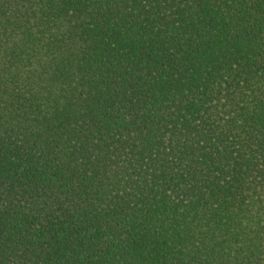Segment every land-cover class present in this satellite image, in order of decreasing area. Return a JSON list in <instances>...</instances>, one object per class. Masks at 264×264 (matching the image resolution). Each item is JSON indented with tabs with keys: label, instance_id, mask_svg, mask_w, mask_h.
Returning a JSON list of instances; mask_svg holds the SVG:
<instances>
[{
	"label": "trees",
	"instance_id": "trees-1",
	"mask_svg": "<svg viewBox=\"0 0 264 264\" xmlns=\"http://www.w3.org/2000/svg\"><path fill=\"white\" fill-rule=\"evenodd\" d=\"M0 264H264V0H0Z\"/></svg>",
	"mask_w": 264,
	"mask_h": 264
}]
</instances>
